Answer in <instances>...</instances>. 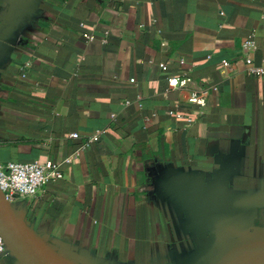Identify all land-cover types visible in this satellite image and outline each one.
<instances>
[{
  "label": "crops",
  "instance_id": "crops-1",
  "mask_svg": "<svg viewBox=\"0 0 264 264\" xmlns=\"http://www.w3.org/2000/svg\"><path fill=\"white\" fill-rule=\"evenodd\" d=\"M32 1L0 0V29L17 3L31 10L0 54V165L60 166L14 203L35 231L86 264L205 262L222 232L193 226L188 187L219 173L264 230V77L245 73L246 55L264 66V0ZM202 87L216 90L200 110Z\"/></svg>",
  "mask_w": 264,
  "mask_h": 264
},
{
  "label": "water",
  "instance_id": "water-1",
  "mask_svg": "<svg viewBox=\"0 0 264 264\" xmlns=\"http://www.w3.org/2000/svg\"><path fill=\"white\" fill-rule=\"evenodd\" d=\"M29 14L31 10L24 3L9 9L0 29V54L4 45L22 32ZM227 181L228 175L219 173L209 190H202L199 183L188 187L187 204L196 215L193 226L222 232L223 240L212 257L196 264H264V230L253 229L252 199L230 196ZM0 237L6 246L2 257H10L16 264H86L53 247L25 220L22 206L8 203L1 189Z\"/></svg>",
  "mask_w": 264,
  "mask_h": 264
},
{
  "label": "built area",
  "instance_id": "built-area-1",
  "mask_svg": "<svg viewBox=\"0 0 264 264\" xmlns=\"http://www.w3.org/2000/svg\"><path fill=\"white\" fill-rule=\"evenodd\" d=\"M88 40H93V37L86 36ZM165 45V44H163ZM256 42L253 36H249L243 43L242 49L244 52L255 50ZM181 63H184L182 60ZM246 69L245 73L248 76L264 77V66H257L254 59L250 55L245 57ZM225 67H229L228 61H223ZM162 71H167L168 67L165 64H160ZM134 82V80H132ZM170 89H184L193 83L192 77L184 74L181 77L170 78L168 80ZM216 90L214 87H202L190 91L188 97V104L197 108L204 109L208 105V98L212 91ZM178 120L186 119L184 115L179 113L170 112ZM188 123H193V120L188 119ZM100 132H97L90 138L89 142L94 143L100 140ZM78 133L71 135V138L77 139ZM60 166L46 162L33 161L29 163H7L0 165V189L8 203L14 204L18 199L31 198L36 196L39 191L47 184L55 182L63 178L60 172ZM5 243L0 237V257L5 252Z\"/></svg>",
  "mask_w": 264,
  "mask_h": 264
}]
</instances>
